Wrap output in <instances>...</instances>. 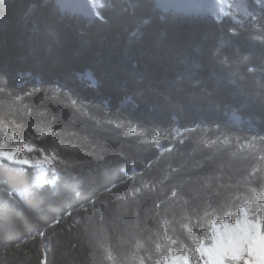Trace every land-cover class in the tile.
<instances>
[{
    "label": "trees",
    "instance_id": "obj_1",
    "mask_svg": "<svg viewBox=\"0 0 264 264\" xmlns=\"http://www.w3.org/2000/svg\"><path fill=\"white\" fill-rule=\"evenodd\" d=\"M112 2L126 7L134 0ZM247 2L259 11L257 0ZM42 3L44 0H0V120L3 121L0 138L11 129L21 140H31L37 147L56 148L69 162H74L73 171L81 180L74 189L71 178L61 180L44 171L42 186L49 190L55 187L57 195L27 203L28 192L21 174L0 167V264H101L98 238L111 243L122 264H140L141 259L144 264H154L147 257L156 255L154 241L156 233L163 229L162 218L170 222V234L191 246L182 217L197 206L202 207L207 192L217 201L226 198L229 189L220 185L235 186L254 168L264 180V161L260 160L264 141L258 135L264 134L261 133L264 110L260 106V82L264 81V57L260 54L264 30L260 26L264 18L257 15L251 21L239 13L241 26L227 16L217 22L215 17L178 13V22L157 21L153 26L149 17L133 19L117 7L107 13L109 25L95 27L89 25L86 17L59 12L55 9L56 0H48L52 7L46 14L52 16L55 12L73 26L63 49L49 56L39 37L56 25L51 20L47 26L42 22ZM137 27L149 34L141 35ZM233 28L248 47L238 54L237 46L226 42L221 59L226 58L233 71L243 77L238 79L246 95L233 99L218 93L213 98L223 104L215 119L227 121L232 127L217 129L215 124L197 127L199 109L209 107L207 99H201L202 88L194 86L195 80L180 81L178 86L183 91L176 92L172 87L173 104L168 105L163 97L170 87L167 81L175 80L176 72H195L209 82L210 88L215 87L216 77L207 65L212 63L221 37H230ZM250 50L255 54L240 63ZM41 60L43 64L38 67ZM129 60L139 61L138 67L133 69ZM196 64L206 66L197 68ZM65 66L76 70V74L65 70ZM146 67L158 70L153 83L155 92L148 88V80L138 86L143 95L135 100H125L121 91L111 87L97 89L96 77L101 70L115 68L123 80L128 72H144ZM169 67L174 71L168 72ZM248 67L256 71L249 73ZM91 68L96 72L90 71ZM60 85H66V89L58 90ZM228 87L236 90L233 85ZM67 89L79 94L75 107L68 99ZM176 99L182 103L176 105ZM190 102L196 105L195 110L188 107ZM154 104L163 111H152ZM237 115L242 117L240 125L234 119ZM108 120L113 123H107ZM117 120L130 121L136 132L125 135L124 130L116 128ZM157 128L168 133L159 140L165 146L174 145L172 152H161L154 146L151 136ZM184 128L195 131L184 133L181 144L175 135L177 129L183 132ZM53 131L55 137L51 135ZM44 132L49 135L33 139L35 134ZM221 132L232 138L233 145L237 139L243 144L256 136L252 141L255 146L243 152L238 147L205 146L204 141L216 139ZM101 149L107 159L117 163L106 168L97 159ZM114 152L124 158H118ZM31 155L35 157V153ZM30 171L36 174V170ZM112 184L117 187L112 188ZM173 187L182 192L179 201L170 199ZM134 188L142 189L135 197ZM11 189L16 190L18 202L25 201L17 208L4 206L8 199L6 191ZM77 191L79 195L71 199ZM89 200L96 201L95 212L92 213L93 206L88 203L90 214H85L81 205ZM184 200L190 203L184 206ZM158 203L160 209L155 207ZM68 211L72 213L70 216L64 215L60 224L49 227L53 218ZM38 231L44 232V236L37 235ZM137 243L142 245L139 250ZM104 264L111 262L105 260Z\"/></svg>",
    "mask_w": 264,
    "mask_h": 264
},
{
    "label": "snow or ice",
    "instance_id": "obj_2",
    "mask_svg": "<svg viewBox=\"0 0 264 264\" xmlns=\"http://www.w3.org/2000/svg\"><path fill=\"white\" fill-rule=\"evenodd\" d=\"M259 5V11L255 7H252L247 0H134L126 7L124 5H117L112 0H56L55 9L59 12H71L77 16H83L87 18L89 25L100 27L109 25L111 23L107 13L120 7L123 13L127 14L130 18L138 19L142 17H149L152 20L153 26H156L157 21L165 22H178V13L185 15H198L204 16L206 19L215 17L217 22L223 20L224 17H229L239 25H243L242 19H237V14L242 13L243 16H247L251 21H255L257 15L264 18V0H257ZM32 7H35L33 5ZM52 6L48 3V0H44V3L40 5L42 11V22L47 26L51 20L56 28L54 30H45L39 37V42L43 47L47 49L49 56L54 51L63 49L70 30L72 29L71 23L65 22V17L56 15L55 12L52 16L47 15L49 8ZM249 8L252 10L249 11ZM131 10V11H129ZM31 8H29V12ZM27 15V13H26ZM145 24L148 20L144 21ZM226 23V21H225ZM261 30H264V24L261 26ZM36 32V28H33ZM137 32H141V28L137 27ZM149 33L141 32V35H148ZM133 35H136L134 32ZM236 37L235 40L232 38ZM226 42H230L237 46L238 54L248 47L245 41L239 38L238 32L235 28L231 30L230 37H221L220 47L215 48V55L213 57L210 66L212 68V74L216 77V86L210 88L209 82L202 79L199 73L188 72L180 73L176 72V79L169 80V89L163 94L164 100L168 105L173 104L172 87H175L176 92H182L179 82L185 79L191 81L195 80V85L202 88L201 99H207L209 107L200 108V118L196 121L197 127H203L205 125L211 126L215 124L217 129L230 128L232 125L227 121L215 119V114L220 112L223 104L221 101L213 99L218 93L222 95L231 96L233 99L237 95H246L240 86V77L238 71H233L228 60L221 59V52L224 49ZM255 53L251 50L249 55L242 56L240 63H244L249 60L251 55ZM260 54L264 57V39L260 40ZM59 63V61H56ZM133 69H136L139 65V61L133 62L129 60ZM43 61H38L37 66H42ZM206 65L196 64L195 67H205ZM65 70L72 71L73 75L76 74V70L69 69L65 66ZM81 69L80 71H83ZM92 72H96L95 68L89 69ZM156 68H147L144 72L131 71L128 72L123 80H121L115 68L112 70H101L97 74V89L102 87H111L121 91L124 94L125 100H135L137 97L143 95V90L138 86L148 80V88L152 91H156L153 88L155 82V76L157 73ZM168 72L174 71L169 67ZM247 71L253 73L255 68L248 67ZM151 74V79L149 78ZM239 78V79H238ZM229 85L235 86L236 90L233 91L229 88ZM66 89V85H60L58 90L63 91ZM261 89V109L264 110V81L260 82ZM2 90V89H0ZM31 93H29L30 95ZM160 95V93H157ZM68 99L72 106H76L79 103L80 97L77 92L72 89H67ZM19 99V97H17ZM195 99V97H193ZM182 102L180 99H176L175 104L180 105ZM248 105L245 103L244 105ZM188 107L192 110L196 109V105L189 103ZM152 111H163V108L157 104L152 106ZM107 123H113L112 120L106 121ZM3 121L0 120V127H2ZM115 126L118 129L125 131V135L128 133H135L136 128L132 126L131 122L116 121ZM243 130V129H241ZM249 131L253 129L249 128ZM195 131L194 128H184L183 132L179 129L176 130L175 139L179 143H183L184 133ZM261 133H264V128L261 129ZM168 135L167 132L162 133L159 128L156 129L155 134L151 136V140L154 142V146L161 152H172L174 145L171 143L169 146H165L160 143L159 138L161 135ZM48 132H44L42 135L37 133L33 136V139H42L47 137ZM53 137L56 136V132L51 133ZM141 133V137H143ZM261 141H264V134L258 133ZM256 136L252 137V141H255ZM9 141L11 144L9 145ZM252 141L241 144L239 139L236 140L235 145L232 144V138L227 135L226 132H221L220 136L216 139L204 141L206 147L223 148L228 149L230 147H238L241 152L244 149H251L255 145ZM143 142H146L143 141ZM22 145V147L20 146ZM67 147V145H64ZM97 154V159L102 160L106 168L117 163V160L107 159L102 153ZM35 153V157L31 154ZM118 158L121 157L119 152H114ZM235 155V153H234ZM249 155H253L251 152ZM260 160L264 161V155L260 156ZM150 166V165H149ZM0 167L4 170L15 171L20 173V179L23 183L25 190L28 192L27 203L41 202L46 197L51 199L57 195L55 187L46 189L40 182L36 181V176L42 175L44 171H50L53 176L60 177L64 180L65 177L71 178L75 182L72 187L74 189L79 187V181L81 177L74 173V162H69L56 148L49 150L46 147H37L31 140H21L20 137L11 129L0 138ZM38 170L36 174L33 171ZM257 169H253L247 178L239 181L235 186L228 184H221L220 187L229 189L226 198H221L219 201L214 200L212 193L209 191L205 194V200L201 206H197L191 212H188L182 217V222L187 238L191 240V246L184 245L183 242L170 234L169 221L166 218H162L161 224L163 225L162 231L156 233L157 239L154 241L155 256L149 255L147 259L153 261L154 264H257L258 253L264 252V180H261L257 175ZM63 172V176L61 175ZM257 181H259L257 183ZM117 187L116 184H112V188ZM112 188H107L108 192L112 191ZM211 188V185H209ZM142 189L134 188L132 196L135 197L137 192ZM242 190V191H241ZM76 195L71 199H76ZM216 195L219 196V190ZM7 200L4 202V206L17 208L20 203L16 198V190L11 189L6 191ZM182 196V192L178 187L171 189L170 199L174 198L175 201H179ZM234 196V199L231 198ZM124 199V197H121ZM88 203L92 207V213L95 212V200H89L81 205L83 213H89ZM164 203V202H161ZM190 202L184 200V206H187ZM155 207L160 209V204H156ZM71 211L62 212L59 218H53L49 227H54L60 224L64 215H71ZM159 215V213H157ZM219 221V222H218ZM210 222V228H209ZM138 226V225H137ZM133 227V225H129ZM37 235L44 236V232H37ZM174 246H179L178 249H174ZM97 247L101 252V264L104 261H110L111 264H122L120 260V254L116 252L115 248L109 243L106 238L97 239ZM142 247L137 243V250ZM133 258L136 256L133 254ZM140 264H144V260H140ZM260 264H264V260L260 261Z\"/></svg>",
    "mask_w": 264,
    "mask_h": 264
},
{
    "label": "rangeland",
    "instance_id": "obj_3",
    "mask_svg": "<svg viewBox=\"0 0 264 264\" xmlns=\"http://www.w3.org/2000/svg\"><path fill=\"white\" fill-rule=\"evenodd\" d=\"M234 119H235L236 124L240 125L242 123V117L241 116L237 115ZM37 171L38 170H36V172ZM36 181L41 183V175L36 176Z\"/></svg>",
    "mask_w": 264,
    "mask_h": 264
},
{
    "label": "clouds",
    "instance_id": "obj_4",
    "mask_svg": "<svg viewBox=\"0 0 264 264\" xmlns=\"http://www.w3.org/2000/svg\"><path fill=\"white\" fill-rule=\"evenodd\" d=\"M261 260H264V252L258 253L257 264H260Z\"/></svg>",
    "mask_w": 264,
    "mask_h": 264
}]
</instances>
